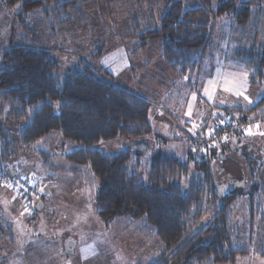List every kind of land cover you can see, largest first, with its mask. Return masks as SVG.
<instances>
[{
    "label": "trees",
    "instance_id": "16d2710c",
    "mask_svg": "<svg viewBox=\"0 0 264 264\" xmlns=\"http://www.w3.org/2000/svg\"><path fill=\"white\" fill-rule=\"evenodd\" d=\"M185 1L198 2L199 6L185 8ZM261 2L216 0L214 7L213 0H172L158 23L149 22L141 33L136 32L139 27L134 23V31L129 35L137 41L132 49L160 42V63L170 78L167 87L175 85L177 79L187 78L185 86L191 89L188 77L198 71L212 49L215 20L228 14L232 24L245 28L255 13L261 11ZM4 3L18 7L14 17L26 30V36L0 49V125L9 122L18 125V142L24 147H31L51 133H58L63 145L72 144L74 147L64 157L71 164L86 167L96 180L94 205L102 224L107 227L121 218H143L152 230L161 252L148 264H232L237 257L247 255L248 251L237 244L232 210L235 202L244 197L248 224L252 227L257 223L264 228V185L257 182V151L252 154L250 146L249 156L243 151L241 162L245 170L239 168V174L227 180L233 183L226 189L218 165L221 157L230 152L229 138L242 134V129L234 128L232 115H241L236 122L244 124L246 113L264 108V94L247 109L223 108L230 120L221 128L208 131L205 127L195 128L189 138L193 151H188L181 161L172 154L157 151L155 143L163 139L153 132L149 122L152 106L149 99L122 88L110 73L98 74L81 60L63 71L58 54L35 45L33 38L28 39V35L35 36L24 25L28 13L40 10L51 27H62L70 20V14L77 12L76 0H4ZM252 37L256 39V34ZM94 49L97 51L89 57L101 56L104 48L96 43ZM231 56L251 68L249 83L262 88L264 36L261 45L238 43ZM181 124V128H186V122ZM197 129H202L205 137H215L213 149L195 148ZM2 130L6 129L0 126L2 146L7 153L12 140ZM182 130L179 135L186 137V130ZM114 141H126L130 147L115 154L97 147ZM37 155L45 162L51 156L44 150H38ZM142 155L150 156L145 179L138 173ZM133 157L135 165L130 164ZM190 168L196 175L184 191L180 181Z\"/></svg>",
    "mask_w": 264,
    "mask_h": 264
},
{
    "label": "rangeland",
    "instance_id": "374dc122",
    "mask_svg": "<svg viewBox=\"0 0 264 264\" xmlns=\"http://www.w3.org/2000/svg\"><path fill=\"white\" fill-rule=\"evenodd\" d=\"M76 1L77 12L71 13L70 20L62 27H51L40 10L28 13L24 25L35 33L34 37L28 35V39L31 37L35 45L58 54L63 71L81 60L98 74L110 73L122 88L149 99L152 103L149 122L153 132L163 139L155 143L157 151L185 160L187 152L193 151L189 138L195 128L205 127L207 131L221 128L230 120L223 108L247 109L264 94V85L261 88L249 83L251 68L231 56V50L238 43H263L264 0L261 11L255 13L245 28L232 24L228 14L215 20L212 49L198 71L188 77L191 89L185 86L187 78L177 79L175 85L167 87L170 78L160 63V42L133 50L137 40L129 35L134 31L135 22L139 33L149 22L158 23L172 0ZM197 6L198 2H184L185 8ZM17 11V6L8 7L0 0V49L26 36V30L15 20ZM254 34L256 39L252 37ZM96 43L103 45L102 55L89 57L97 51ZM4 110L6 113L8 107ZM232 117L234 128L248 125L250 131L229 138L230 152L221 157L218 165L224 188L233 183L227 180L238 175L239 168L245 170L241 161L244 150V155H250L249 146L252 154L257 151V182L264 185V108L246 113L244 124L236 122L241 115ZM177 120L186 122V128H181L183 125ZM0 126L12 140L5 153L0 138V264H148L159 255L161 245L143 218H121L107 227L98 219L94 205L96 180L86 167L71 164L64 157L74 147L72 144L63 145L60 135L51 133L31 147H24L18 142V125L9 122ZM182 129L186 130V137L179 135ZM97 147L115 154L130 144L114 141ZM140 149L146 150V147L140 146ZM38 150L47 151L50 159L43 161L37 155ZM140 158L138 173L145 179L150 156ZM132 159L130 164L135 165V158ZM7 167L14 171L13 179L17 180L6 177ZM195 175L190 168L181 179L184 191ZM20 178L32 180L33 209L26 206L18 188L13 187L14 181ZM246 178L245 174L244 185ZM40 202L44 208L41 205V209H36ZM232 224L238 233L237 244L248 251L232 264H264V228L257 223L252 227L248 224L244 197L234 204Z\"/></svg>",
    "mask_w": 264,
    "mask_h": 264
},
{
    "label": "built area",
    "instance_id": "2783aa9c",
    "mask_svg": "<svg viewBox=\"0 0 264 264\" xmlns=\"http://www.w3.org/2000/svg\"><path fill=\"white\" fill-rule=\"evenodd\" d=\"M248 130L250 131V128H248V125L242 127L243 134L247 133ZM214 147H215V137L213 135L209 136V137H205L202 129H197L196 130L195 148L196 149H198V148L213 149ZM5 174H6V177L8 179H12V180L18 179V178L13 179L15 177V173L12 170H11V176H9L6 171H5ZM20 179H22V178H20ZM23 181H26V182L23 183ZM31 181L32 180H29V179L28 180L22 179V180H19L18 182L14 181L13 187L18 188L21 196L23 197V199L26 203V206L31 207V209H33V205L31 204V200L33 197V193H32V187L33 186L31 184Z\"/></svg>",
    "mask_w": 264,
    "mask_h": 264
},
{
    "label": "water",
    "instance_id": "95a60500",
    "mask_svg": "<svg viewBox=\"0 0 264 264\" xmlns=\"http://www.w3.org/2000/svg\"><path fill=\"white\" fill-rule=\"evenodd\" d=\"M6 172H7V174H8L9 176H11V170H10V169H6ZM35 208H36V209H41V206L39 207V205H36ZM70 252H71V250H69L68 253H70Z\"/></svg>",
    "mask_w": 264,
    "mask_h": 264
},
{
    "label": "crops",
    "instance_id": "0c3cea01",
    "mask_svg": "<svg viewBox=\"0 0 264 264\" xmlns=\"http://www.w3.org/2000/svg\"><path fill=\"white\" fill-rule=\"evenodd\" d=\"M179 123H181V121H179ZM42 206H43V203H42ZM43 208H44V206H43ZM10 242V241H9Z\"/></svg>",
    "mask_w": 264,
    "mask_h": 264
}]
</instances>
